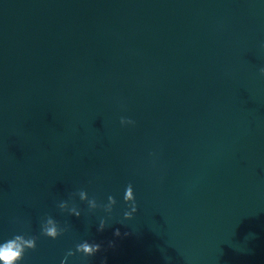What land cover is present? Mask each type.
<instances>
[{
  "label": "water",
  "instance_id": "water-1",
  "mask_svg": "<svg viewBox=\"0 0 264 264\" xmlns=\"http://www.w3.org/2000/svg\"><path fill=\"white\" fill-rule=\"evenodd\" d=\"M261 66L258 0H0V238L38 237L22 264L80 239L102 248L66 264H264ZM80 188L115 197L103 231L57 208Z\"/></svg>",
  "mask_w": 264,
  "mask_h": 264
},
{
  "label": "clouds",
  "instance_id": "clouds-1",
  "mask_svg": "<svg viewBox=\"0 0 264 264\" xmlns=\"http://www.w3.org/2000/svg\"><path fill=\"white\" fill-rule=\"evenodd\" d=\"M260 4H264V0H258ZM259 74L264 77V66L259 68ZM135 121L129 117L121 116L120 124L121 126H134ZM78 196L79 201L85 202L87 205V210L89 212L96 210L97 208H102L106 215L99 217V223L97 226V231H103L106 225L110 223L111 213L114 205L117 201L114 196L108 195L106 202L98 203L95 196H89L88 192L83 189H77L75 192H71L67 199H61L57 202V208L69 215L81 216L82 210L75 203V198ZM122 199L128 206L123 211V221L131 220L134 214L137 212V203L134 195V188L131 183L125 186L123 191ZM121 221V223H123ZM69 231V226L67 224L61 225L60 222L52 215L45 213L40 220V235L44 237L51 238L53 240L62 236ZM114 234L116 236L120 235L119 229H116ZM38 237L35 235H28L26 233H15L9 238H0V264H22L24 259V254L29 249H35L37 246ZM114 246L113 241L108 242V247ZM102 248V244L89 240L80 239L75 243L74 248H69L64 258L60 260V264H66L69 257L75 256L77 253L84 257L94 256ZM165 260L168 257L165 256ZM101 264H107L106 258L101 261Z\"/></svg>",
  "mask_w": 264,
  "mask_h": 264
}]
</instances>
